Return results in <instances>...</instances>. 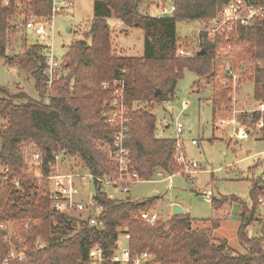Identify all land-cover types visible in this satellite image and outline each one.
<instances>
[{
  "label": "trees",
  "instance_id": "trees-1",
  "mask_svg": "<svg viewBox=\"0 0 264 264\" xmlns=\"http://www.w3.org/2000/svg\"><path fill=\"white\" fill-rule=\"evenodd\" d=\"M51 1L11 0L8 5L0 2V57L9 66L27 71L35 79L41 97L18 104L0 89L8 96L0 102V166H8L12 174L21 178L20 187L0 184V222L11 219L28 224L19 229L26 239L23 245L28 257L11 264H86L93 246L100 245L113 254L120 236L125 238L126 234L130 235L128 244L133 254L148 251L160 264H264V221L259 236L247 232L258 219L257 209L264 197V176L254 177V166L249 170L252 205L238 202V238L243 252L232 251L227 242H213L206 229L193 228L194 219L185 212L172 215L167 221L159 217L155 224H149L141 214L154 211L161 196L112 199L104 186L96 183L93 199L97 207L79 212L76 217L55 211L50 194L39 186L38 179L26 176L25 153L32 144L33 150L41 153V173L45 176L55 167L53 155L62 149L65 155L77 158L82 169L101 177L115 176L118 167L105 146L114 135L104 116L112 92L103 84L111 85L119 79L126 82V99L132 109L128 139L131 169L142 180H150L160 172L172 175L181 171L183 166L176 160V140L155 137L156 116L134 109V102L160 103L174 95L186 69L200 77L215 74L211 65L217 47L209 38V31H200V47L193 56H180L177 23L195 21L202 28L204 22L217 16L223 0H173L175 12L164 17L142 13L144 0H94L89 32L71 44L48 86L46 44H30L25 38L20 48L11 44L9 49V42L23 30L25 17L51 14ZM110 17L144 31V56L113 55L107 21ZM236 41L243 45L242 52L264 60V22L240 31ZM202 49L205 54H199ZM254 84L256 99L264 100V70L256 73ZM156 88L161 93L156 94ZM225 93L215 95L214 110L221 103H229ZM18 96L27 97L25 93ZM258 117H253V123ZM262 135L264 138V128ZM224 199H213L212 205L219 208L228 203ZM91 218L97 223L90 224ZM4 234L0 228V257L9 250ZM14 241L20 244L17 239Z\"/></svg>",
  "mask_w": 264,
  "mask_h": 264
},
{
  "label": "rangeland",
  "instance_id": "rangeland-1",
  "mask_svg": "<svg viewBox=\"0 0 264 264\" xmlns=\"http://www.w3.org/2000/svg\"><path fill=\"white\" fill-rule=\"evenodd\" d=\"M94 3V0H72V6L69 9L54 15L52 23L47 26L49 36L45 41L38 39L32 31H26L23 22V30L20 29L9 42V49H11V44L12 47L20 48L23 39L27 38L30 44L40 42L49 45L52 48L51 55L61 63L71 44L76 40L83 39L84 35L89 32L94 18ZM140 11L153 15L156 9L144 0ZM107 21L113 55L118 58L144 56L145 37L141 28L127 25L115 17L107 18ZM200 31V22L179 21L177 23L179 50L185 51V55L181 56H193L199 49ZM241 45L235 41L231 45V49L226 44L222 48H216L211 65L212 71H215L214 75L200 77L195 72L186 69L184 76L176 84L174 95L167 96L160 103L134 102V109H144L156 116L155 137L179 138L187 160L198 164V172L194 176L196 180L192 182L190 176L182 172L185 169L183 166L181 171L179 170L171 176L160 172L150 180L136 182L131 185L129 193L114 192L110 186L104 187L105 193L108 196L111 195L112 199L126 197L143 199L161 196L162 198L153 210L159 214L163 221L170 219L172 203L176 202L184 208L185 213L194 219L193 228L206 229L213 242H227L234 252L245 251L238 238V229L241 224L239 217L241 207L238 202H246L249 207L252 205L250 204L249 180L252 173L249 170L254 166L253 176H264L262 132L256 131L250 113H241L242 110L245 111L255 105L253 81L249 80L247 71L240 70L241 79L236 84L223 74L226 64L240 69L239 65L248 63L253 57L242 52L243 45ZM61 72L62 69H60V74ZM0 89L5 90L18 104L24 103L30 98L41 99L40 93L36 89L35 79L27 71L17 66H9L2 57H0ZM221 91L226 92L229 103L227 105L221 103L214 110L213 99ZM22 93H25L27 97L18 96ZM5 97L8 96L0 91V102ZM234 109L237 110L235 115L239 122L250 127L248 128L250 135L245 140L239 139L237 136L240 131L239 127L221 125L220 123L233 116ZM177 122L183 124V132L179 134L175 130ZM2 124L3 121L0 120V126ZM252 129L255 130L250 133ZM192 140H196L197 143L193 144ZM70 171L83 172L87 170L82 169L77 158L64 155L63 160L53 170V174ZM33 172L40 176V169H34ZM38 181L39 186L43 189L46 187L51 190L57 189L55 181L48 180L46 182L41 179ZM94 188L91 186L89 191L84 186H80L79 198L89 202L88 196L90 192L94 193ZM208 191H211V194L206 195ZM221 198H225L224 201L228 203L215 208L212 205V200ZM261 199L263 201L259 204L256 215L258 219L254 220L253 225L251 224L252 226L247 229L250 236H259L260 228L263 226L264 197ZM74 216L77 214L74 213ZM127 228V226L124 227L125 230ZM120 244L121 246L125 244L123 236H120Z\"/></svg>",
  "mask_w": 264,
  "mask_h": 264
},
{
  "label": "built area",
  "instance_id": "built-area-1",
  "mask_svg": "<svg viewBox=\"0 0 264 264\" xmlns=\"http://www.w3.org/2000/svg\"><path fill=\"white\" fill-rule=\"evenodd\" d=\"M11 0H0L3 5H8ZM28 1V0H27ZM31 1V0H29ZM151 6L156 9L153 14L156 17H164L173 15L176 10V6L173 0H146ZM51 14L49 15H30L27 18L25 16L24 24L25 30L32 31L38 39L45 41L49 36L47 26L53 21V17L57 13L64 12L72 6V0H52L51 1ZM260 22H264V0H223L219 8L217 16L207 23H203L201 30L209 31V38L216 44L217 48H222L223 45H227L231 49V45L237 40L240 35V31L248 29L253 25H257ZM221 39V40H219ZM47 51V63L45 74L48 78V86H51L55 77V73L58 67L61 65L59 61L53 58L52 48L46 44ZM228 53V51H226ZM178 55H185V51L180 49ZM240 69H237L231 64H226L223 74L232 83L236 84L240 82V70L247 71L249 80L253 81L256 73L264 70V60L259 57H251L248 63H242ZM239 70V71H238ZM104 88H111L112 98L107 104V109L104 112L107 123L112 127L114 131L113 138L108 141L105 146L109 150L111 161L116 164L118 171L115 176L101 177L91 171H76V172H57L52 173L49 176H45L41 173L43 162L41 160V153L33 150L34 144L28 146V150L25 153V163L27 166L26 176L36 179L55 181L57 189L51 190L46 187L45 190L50 194L52 200V208L61 213H66L71 216L78 214L79 212H87L92 207H97L94 202L95 192L89 194V202L79 198L80 186H84L85 189L91 190V186L96 183L102 184L104 187L110 186L114 192L129 193L130 187L136 182L142 181L139 174L132 170L130 150L127 145L129 139L130 126L132 123L131 109L126 99V83L122 80H116L111 85L110 83H104ZM253 100L255 105L242 112H248L253 117L259 115L257 121L252 123L255 125L257 132L261 133L264 128V100L256 99L255 91L253 89ZM185 108V106H183ZM234 115L222 120L221 125H232L239 127L238 138L245 140L249 137L248 126H245L239 122L235 113ZM250 130V133L255 130ZM176 133L183 132V124L176 123ZM179 138L175 139V152L176 160L185 167L182 172L187 173L190 176V180L194 182L195 174L198 172V164L194 161H188L182 143L179 142ZM193 144H196V140H192ZM65 150H60L53 155V161L55 167L63 160ZM34 169H40V176L35 175ZM0 184L1 186L13 185L15 187L21 186V178L11 173V169L8 166H0ZM95 189V188H94ZM211 194V191L206 193ZM110 198L111 195H109ZM263 200L260 198V202ZM77 217V216H76ZM141 217L145 219L149 224L153 225L159 219V214L155 211H145L141 214ZM97 221L95 218L90 219V224L94 225ZM25 224H20L17 221L9 220L0 222V228L5 232L4 240L8 244L9 250L4 257H0V264H11L14 261L22 262L28 257L27 247L23 244L26 243V239L20 234L19 229L21 227H27ZM80 229L82 228L79 227ZM129 234L125 235V244L121 246L120 241L116 244L113 254L106 251L102 246L96 245L89 250L88 259L86 264H160L156 261V258L148 251L133 254L130 251L128 244ZM17 239L20 244L17 245L14 241ZM40 241H37V244Z\"/></svg>",
  "mask_w": 264,
  "mask_h": 264
},
{
  "label": "water",
  "instance_id": "water-1",
  "mask_svg": "<svg viewBox=\"0 0 264 264\" xmlns=\"http://www.w3.org/2000/svg\"><path fill=\"white\" fill-rule=\"evenodd\" d=\"M205 53H206L205 49H202L201 51H199V54H205ZM155 93L156 94L161 93V89L156 88ZM183 213H184V208L180 204L174 203L172 205V215H181Z\"/></svg>",
  "mask_w": 264,
  "mask_h": 264
},
{
  "label": "crops",
  "instance_id": "crops-1",
  "mask_svg": "<svg viewBox=\"0 0 264 264\" xmlns=\"http://www.w3.org/2000/svg\"><path fill=\"white\" fill-rule=\"evenodd\" d=\"M170 176H171V175H170ZM170 176H169V177H170ZM174 203H176V202H173L172 204H174ZM170 214H172V212H171Z\"/></svg>",
  "mask_w": 264,
  "mask_h": 264
}]
</instances>
